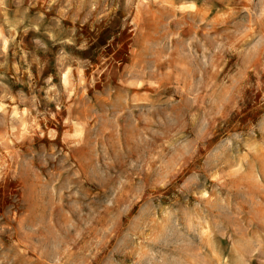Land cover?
Here are the masks:
<instances>
[{"label":"rangeland","instance_id":"obj_1","mask_svg":"<svg viewBox=\"0 0 264 264\" xmlns=\"http://www.w3.org/2000/svg\"><path fill=\"white\" fill-rule=\"evenodd\" d=\"M5 7L0 264H264V0Z\"/></svg>","mask_w":264,"mask_h":264},{"label":"clouds","instance_id":"obj_2","mask_svg":"<svg viewBox=\"0 0 264 264\" xmlns=\"http://www.w3.org/2000/svg\"><path fill=\"white\" fill-rule=\"evenodd\" d=\"M125 3L126 4H130L131 3V0H125ZM94 7H95V5L93 6V8ZM0 8H4L5 9V12H6L5 0H0ZM13 31H15V29H13ZM3 44H4V48L6 49L7 48V44H8V40H4L3 41ZM13 115H15V113H13ZM62 131H63V129L61 128L60 129V132H62ZM0 134L6 135V136L14 139L15 136L19 134V127H15L13 129H9L7 132H4V130L3 131H0ZM58 135H59V133H58Z\"/></svg>","mask_w":264,"mask_h":264}]
</instances>
